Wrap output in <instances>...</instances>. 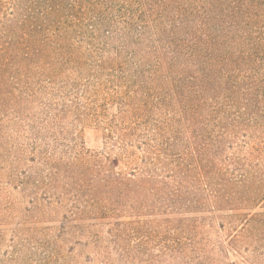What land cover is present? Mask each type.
I'll return each instance as SVG.
<instances>
[{
  "label": "trees",
  "instance_id": "1",
  "mask_svg": "<svg viewBox=\"0 0 264 264\" xmlns=\"http://www.w3.org/2000/svg\"><path fill=\"white\" fill-rule=\"evenodd\" d=\"M12 3L0 29V111L17 103L18 84L49 77L62 60L94 72L99 61L79 52L67 59L66 27L87 26L103 46L119 43L115 57L97 65L119 75L104 149L66 166L91 190L97 214L113 203L131 216L160 212L185 253L199 213L242 224L232 248L264 232V0ZM56 108L49 117L66 113ZM32 150L33 163L45 158L36 142Z\"/></svg>",
  "mask_w": 264,
  "mask_h": 264
},
{
  "label": "rangeland",
  "instance_id": "2",
  "mask_svg": "<svg viewBox=\"0 0 264 264\" xmlns=\"http://www.w3.org/2000/svg\"><path fill=\"white\" fill-rule=\"evenodd\" d=\"M12 1L0 0V29L12 13ZM65 30L67 59L74 53L98 63L115 57L118 42H94L81 24ZM133 50L137 47L127 49ZM63 61L62 68L49 67V77L29 76V89L18 81L19 100L0 111V264H264V232L232 248L229 242L242 224L222 220L224 214H196L200 222L185 235V253L180 232L168 227L160 212L131 216L125 204L113 203L105 215L96 213L91 190L79 187L81 181H73L66 166L73 157L103 151L107 123L116 114L112 100L119 98V75L100 71L98 63L93 73H84ZM57 105L66 113L49 117ZM35 142L45 154L38 163L32 161ZM124 169L121 164L116 170ZM122 224L126 227L119 233Z\"/></svg>",
  "mask_w": 264,
  "mask_h": 264
}]
</instances>
